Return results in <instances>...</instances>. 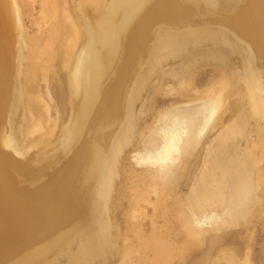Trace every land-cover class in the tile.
<instances>
[{
	"label": "bare ground",
	"instance_id": "obj_1",
	"mask_svg": "<svg viewBox=\"0 0 264 264\" xmlns=\"http://www.w3.org/2000/svg\"><path fill=\"white\" fill-rule=\"evenodd\" d=\"M20 1L28 5L39 1V18L48 25L41 45L22 32ZM74 1L77 9L88 5L87 0ZM90 1L101 7L83 24L78 14L74 21L66 0H0V264H47L69 244L93 249L86 242L92 235L88 233L98 237L103 228L111 264L117 255L121 264H173L171 259L185 252L175 264H264V249L261 261H255L256 233L247 236L244 249L237 241L238 245L220 247L234 243L244 226H264V211L257 216L259 209L264 210L260 199L264 169L258 167L264 162V128L257 130L259 144L251 133L244 136L252 118L259 124L264 121V70L260 69L264 68V0ZM36 24L42 31L39 19ZM152 26L159 30L154 29L150 38L147 29ZM15 29L23 36L21 50L13 47ZM213 29L221 35L223 50L232 47L242 52L245 71L224 66L220 81L204 93L178 88L172 100L189 102L158 111L166 100L158 98L157 88L149 105H143V115L131 121V105H136L133 92L143 71L139 68L144 60L152 65L159 55L156 40L166 39L165 48L170 39ZM57 34L66 37L61 59L65 72L55 79L65 82L62 98L67 99L63 104H68L70 117L53 144L59 119L52 118V106L59 118L65 115L55 107L56 92L50 89ZM43 56L49 57L45 63ZM230 70H234L231 75ZM189 77L182 75L181 86L191 83ZM41 79L47 81L48 101L32 93L39 91ZM147 79L141 80L140 88L149 84ZM233 91L239 96L236 103ZM233 114L234 122L205 152L204 172L195 178L186 201L174 200L171 196L197 165L208 133ZM151 115L153 121L143 125ZM133 141L130 152L136 168L134 163L131 167L112 160L106 172L111 145L122 150ZM137 143L140 146L134 147ZM55 147V152L50 151ZM231 155L234 161L228 163ZM80 232L90 238L74 240ZM194 253L201 254L199 260L192 258ZM188 257L192 260L186 263Z\"/></svg>",
	"mask_w": 264,
	"mask_h": 264
},
{
	"label": "rangeland",
	"instance_id": "obj_2",
	"mask_svg": "<svg viewBox=\"0 0 264 264\" xmlns=\"http://www.w3.org/2000/svg\"><path fill=\"white\" fill-rule=\"evenodd\" d=\"M58 1L60 3H63L64 0H58ZM19 3L21 5V12H22L21 13V28L23 29L22 32L24 34L28 35L29 37H31L34 41H36V43L38 45H41L44 41L43 39L41 40V38L46 37L48 34V32L47 33L44 32L48 28V25L46 24L44 26L43 20H41L39 18V15H40L39 1H36L32 5H28L26 3H23L22 1H20ZM86 3L88 4L87 6L81 5L82 8L77 9L79 7L74 0H66V4H67L66 9L71 14L74 21L77 20L76 14H78L80 17H82L81 19L83 20V24H86V22L89 20V16H91V13L97 12L98 8L101 7V5H99L98 3L92 2L90 0H87ZM38 19H39L40 26L42 27L41 30L43 31V33H41L42 31L38 30V26L36 24V20H38ZM154 29L155 28L153 26L148 27V29H147L148 37L151 38L153 36ZM156 29H157V31L159 30V28H156ZM157 31H156V33H157ZM160 33H161V31H160ZM15 34H16L17 41H15V43L13 44V47H15L16 50L17 49L21 50V49H23L22 48L23 45H21L22 40H23V36H20L18 33V30H16V29H15ZM54 37L55 38H54L53 47H54L56 53L58 50V53L53 59V65L50 67V78L52 80V83L50 85L51 86L50 89H51V91L56 92V94H55L56 96H54V95L52 96L53 102L56 103L55 107L62 110L63 113H65V115H64V117L59 118V111L57 109H54V107L52 106V109H53L52 118L54 120L59 119V121H57V125H56V128L54 129V134H53L52 140H51V142L53 144L58 138V135L60 133V129L62 128V126L64 127L69 122V117H70V109H69L68 104H66V105L63 104L64 102L67 101V99L62 98V97L66 96V91H65L66 85H64L65 82L64 81L60 82L61 80L55 79V75L57 73L65 72V70L62 69L61 59L63 57L62 45H63L64 41L66 40V37L63 35H60V34H57ZM167 42L168 41H166V39L160 40V41L156 40L157 46H159V48L161 49L159 52V55L157 54V56L153 59L152 65L148 64L146 62V60H144L143 65L140 67L141 69L139 68V71L143 70L142 72L144 73L145 76H142V72L140 73L141 74L140 77L141 78L143 77V79L140 78V81L138 82V84L140 86H138V84H137V86L134 88V90H135L138 87L137 88L138 92H137V90H135L133 92V95H134V93L136 95H135V99L133 98L132 100L133 101L135 100L136 105L132 104L133 102L131 103L133 105V106L131 105V107L133 108V112L131 111V114H130L132 117L131 121L133 120V118L135 119L136 117H138V115L139 116L143 115V114H141L142 112H140L141 109L144 108L143 105L146 103H147V105H149L148 102L150 100V96L153 93L152 91H154V90L156 91L157 88H159L157 91V92H159V93H157L158 98L166 100L165 102L160 103L157 106V111H158L160 109H164V108L168 107L169 105H179L182 103L187 104L189 102V100H187V99L172 100L175 97L176 92L178 91V88L187 87L193 93H196V90L200 91L201 93H204V91L206 89H208V87H210V85L214 81L216 82V81H218V79L220 81V78L222 77V75L220 73H221V70L224 68V66L226 67V66L230 65V67H234L235 72L236 71H238V72H241V71L244 72L245 71V69H244L245 68V66H244V58L245 57L242 54V52H240L239 50L237 51L236 49H233L232 47H228L227 50H223L226 46L223 43V41L221 40L220 33L218 31H216L215 29L207 31V32L196 31V33H190L189 35L185 36V38H181L180 36H178L177 39H175V40L170 39L169 45H167L168 48L171 47L170 50H167L168 49L167 47L163 48V46L165 45L164 43H167ZM223 51H227V52L223 53ZM43 57L44 58L41 61V63H45L49 60L48 59L49 57H45V56H43ZM255 60L257 61L258 58L256 57ZM13 64H14V62H13ZM18 65L19 64H17V59H16L15 64L13 66L16 69ZM145 66H147V68H149V70H146ZM260 69L264 70L263 67H261ZM231 71L232 70L229 71L230 75H231ZM145 72H146V74H145ZM149 72H150V77L148 76L149 77L148 79H150V80H148L146 78ZM232 72H234V70ZM181 74L183 75V77H184V74H185V76H187V74L190 75L191 78L189 77L188 79L191 80V83L188 84V82L186 80L187 83H185L184 86H181L180 81H182V79H184V78H181L182 77ZM262 74H263V79H264V72ZM144 79H147V80H145V82L149 81V84L147 82L146 85H144V87L142 89V88H140V87H142L140 82H141V80H142V82H144ZM46 84H47V81L44 79H41V82L38 83L37 88H36V89H39V91H35L32 93H35V94L40 93V94H42L41 99L42 100L45 99L48 101L49 95H48ZM186 85H188V86H186ZM50 89H49V91H50ZM128 89L129 88H127L126 91H128ZM234 89H232V90H234ZM139 91H140L141 95L139 94ZM142 91H143V93H142ZM234 91L232 92V94L233 93L234 94L233 95L231 94V97L233 98V102L236 103L235 98H237V100H238L239 96H237V93H235ZM138 95H140V96H138ZM60 98H62V99H60ZM230 102H232V99L230 100ZM126 106L130 107V102ZM147 108L149 110V106ZM148 110L146 113H148ZM151 116L148 117V120L143 125H145L146 123L150 124L153 121V119H152L153 116L152 117ZM235 117H236V114L229 116L228 117L229 119L227 118L223 122V126L222 125L218 126L215 129H213L210 133H208V135L206 136V139L204 141L205 147L203 148V150L200 154V158H199L197 165L196 166L194 165V167L189 169L188 174L183 179V181H184L183 185L181 186V188H179L177 190L176 194H174L175 196L172 195L171 197H173V198L175 197L177 199L181 198L183 201L184 200L186 201V199L189 196L188 192L191 193V189H192L191 185L193 186L194 180H196L195 178L199 174H201L202 171L204 172L203 169H205V166L207 164V161L205 159V158H207L205 156V152L208 150L209 145L211 144V141L214 140V138L221 135V133H223V130L226 127L230 126L232 122H234V120L236 119ZM259 128H264V121H261L259 124V122H257L255 119L252 118L250 121V124H249V128H247V131L245 132L244 136H246L247 133H251L253 141L257 142L259 144L260 141L257 139V136H256L257 130H259ZM250 129H251V132H250ZM43 138L45 139V137H43ZM120 138H121V135L119 132V133H117V141L120 140ZM119 142L121 143V140ZM135 142L136 141H133L132 143H130V145L128 144L122 150H114V147H113L114 143L111 145L110 149L107 150L108 151V158H107L106 163H105L106 172H107V162L110 164V162L112 160H113V163L115 160L118 162H119V160H120V162L123 161L124 163H126L127 165H129L131 167H133L135 165V162H133L134 158H132L133 154H132V152H130V150H131L130 147ZM240 145H241V147H244L245 146L244 141H242ZM137 146H140V144L138 145V143H137L134 147H137ZM56 147H58V146H56ZM56 147L51 148L50 151L55 152ZM34 150L37 152V154L41 153L37 148ZM232 156L233 155L230 156L228 163H230L231 158L234 161V158ZM133 163H134V165H133ZM263 163L260 162V164L258 166L260 169H264ZM202 166H204V167L202 168ZM135 168H136V165H135ZM137 170H139L138 166H137ZM141 171H143V169ZM185 183H186V185H185ZM195 183H196V181H195ZM178 193H181V194H178ZM175 198H174V200H175ZM260 199H262L264 201V195H262V197H260ZM151 200L152 201L156 200L155 194L151 195ZM169 204H171V203H169ZM149 209H150L149 213L151 214L153 208H151V206H150ZM144 210L147 211L146 206H145ZM260 211H264V210L259 209L257 216H261ZM104 214L107 218V201L106 200H105V212H104ZM262 215L264 216V212ZM257 216L254 217L256 220H258ZM170 217H171V215H170ZM172 217H174V216H172ZM160 221H161V223L159 225H162L163 219H161ZM103 225L106 226L105 224H103ZM220 227L221 226H219V228ZM246 227H248V226H246ZM246 227L244 226V230H242L241 233H238L237 235H235L236 238L234 239L235 240L234 243L231 242L230 244L229 243L220 244V247L221 246L229 247V246H232V244H234V245L239 244L241 246V248L244 249L245 244L248 242L247 236L249 234H251V232L254 234L256 233L257 239L255 241H252V242H254L252 245V249L254 250L255 255H256L255 261L257 263H259L261 261V259H260L261 253L264 249V226H262L261 223L260 224L259 223H257V224L251 223L249 225L248 229ZM220 229L222 230L221 232H224L225 231L224 229H226V228L222 227ZM254 229H256V230L254 231ZM106 230L107 229L105 228V231H104V228H103L102 234L97 233L98 237L96 236V234H95L96 237L95 236L92 237V235H93L92 231L88 233V234H92L90 236L91 238L87 237V235H88V234L86 235L87 232H80L77 235H74L73 236L75 238L74 240H76V239L80 240L81 239V241H83L84 239L86 240V237L90 238L89 240H86V242L91 243V245L93 246L92 247L93 249L88 248V247H83L81 249V248H77L75 245H71V244L65 245L64 248L57 250L56 253H54V255L52 257H50V260L48 261L47 264H111V261L109 259H111L110 257H111L112 252L111 251L109 252L107 250V243H105V246L103 244V242H105L106 238H107ZM206 231H208V230H206ZM212 231H214V229H211L208 234H210V232H212ZM105 232H106V234H104ZM85 235H86V237L83 239L82 237ZM102 235H104L103 236L104 238L102 237ZM77 237H80V239ZM34 238H35V236H32L30 238V241ZM94 239L96 241V244H95ZM104 239H105V241H104ZM89 241H92V242H89ZM236 241L238 242V244L236 243ZM99 244H100L101 248H100V246L99 247L97 246ZM102 246H104V247H102ZM34 247H35V245L31 246L29 248V252H33ZM187 253L188 252H185L182 255L183 256L187 255ZM197 253H194L195 256L192 258L199 260V258H200L199 256H201V254H197ZM134 254L136 255L137 253L135 252ZM73 255H74V257H73ZM182 255H179L180 257H178V256L173 257L171 259V262L173 264H175L176 262L180 261L183 257ZM148 256H149V258L148 257L147 258L150 260L152 258V253L149 252ZM70 257H73V258H70ZM189 257L185 260L186 263H189L192 260V258H189ZM75 258H76V260L74 261L75 263L74 262L70 263L71 259H75ZM175 258L177 260H175ZM172 260H174V261H172ZM121 261H122V258L119 255H117L114 264H121ZM221 261H223V260H221Z\"/></svg>",
	"mask_w": 264,
	"mask_h": 264
}]
</instances>
